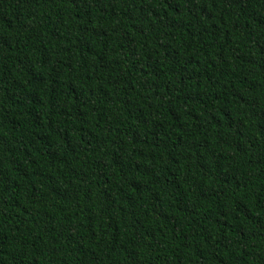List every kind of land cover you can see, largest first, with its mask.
I'll use <instances>...</instances> for the list:
<instances>
[{"label":"trees","instance_id":"1","mask_svg":"<svg viewBox=\"0 0 264 264\" xmlns=\"http://www.w3.org/2000/svg\"><path fill=\"white\" fill-rule=\"evenodd\" d=\"M0 264H264V0H0Z\"/></svg>","mask_w":264,"mask_h":264}]
</instances>
